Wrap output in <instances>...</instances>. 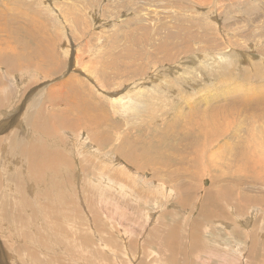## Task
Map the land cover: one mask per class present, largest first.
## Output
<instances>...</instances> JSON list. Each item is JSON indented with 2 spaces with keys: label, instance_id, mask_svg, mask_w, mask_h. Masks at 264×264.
Wrapping results in <instances>:
<instances>
[{
  "label": "rangeland",
  "instance_id": "374dc122",
  "mask_svg": "<svg viewBox=\"0 0 264 264\" xmlns=\"http://www.w3.org/2000/svg\"><path fill=\"white\" fill-rule=\"evenodd\" d=\"M7 1L0 0V14L8 15ZM41 1L42 9L35 11L43 31L39 33L43 36L40 41L36 35H27L35 30L32 16L24 24L28 33L22 31L15 36L16 49L7 48L0 36V264H130L131 260L135 264H171L187 248L191 249V256L181 258L186 264H264V182L259 183L264 179V169L260 170L264 165V0ZM32 3L19 0L15 4L29 9ZM11 24L4 26L0 35L13 34L17 28ZM215 45L227 51V58L235 65L229 63L227 72L211 76L226 62L220 61L210 73L209 67L197 61ZM34 46L39 53L44 49L41 55L36 54ZM75 51L81 59H76ZM9 52H15V57L5 54ZM238 52L240 56L246 52L259 58L261 64L251 57L243 67L254 71L256 66L261 67L260 73L249 80L239 77L235 60ZM169 68H182L179 72L188 85L175 82L173 77V89L167 86L169 80L164 84L160 73L168 74ZM157 73L158 82L153 85L149 77ZM72 76L79 81V92H71L77 86ZM106 78L114 84L107 86ZM217 85L219 89L214 88ZM222 85L228 90L236 87V94L250 99L243 109L260 111L259 122L254 124V118L244 122L234 116L231 134L212 141L213 149L219 148L213 169H209V156L205 155L196 160L197 167L195 153L183 151L182 138L178 134L176 138L174 131L189 116L198 119L204 108L223 103L227 90L223 91ZM129 86L144 91L136 108H125L115 99ZM257 91L261 98L255 103ZM83 95L92 103L91 108L104 114L100 120L107 125V141L94 125L88 132V128L58 122L61 114L70 117L67 123L74 122L81 109L76 101L83 100ZM187 96L190 101H186ZM206 96L211 98L209 103L203 100ZM146 123L154 124L149 132ZM167 127L174 128L173 135L162 137L159 148L158 139L151 138L153 133L161 135ZM245 130L262 143L248 141ZM80 132L86 139L82 151L81 145L77 149L73 145L76 139L80 141ZM93 133L98 136L92 137ZM143 134L139 141L132 142L136 135ZM204 138L195 132V142L203 143ZM226 139L231 141L227 151L230 148L232 156L224 160L221 157ZM241 144L251 145L255 156L249 161L250 170L258 172L245 173L249 166L237 169L234 157L243 148ZM14 147L26 149L27 157ZM125 150L131 152L124 153ZM32 151L57 154V158H62L58 159L60 170L57 165V173L48 170L45 177L35 179L29 158ZM81 156L89 161H82ZM256 157L258 160L253 161ZM151 159H164V163L157 166L153 161L152 168H147ZM228 163L233 168L227 167ZM122 165L130 169L123 172ZM164 167L178 175L173 178L158 172ZM183 168L192 170L198 178L183 173ZM223 173L229 178H243L240 180L244 192L251 198L259 197V201L244 203L241 199L240 209L232 203L216 217H206L201 214L207 212L208 200L204 196L219 200V180L224 181L223 187L227 184L226 178L220 177ZM178 176L192 184L183 181L179 186ZM22 182L27 186L23 187ZM157 182L172 188L170 197L156 191ZM183 190L189 193L185 195ZM21 192L29 196L30 206L20 208ZM55 220L57 226L53 227ZM197 224H201L196 232L204 246L201 251L188 247L186 240L177 245L168 242L171 230L183 237L187 233L194 236ZM55 236L58 261L49 252Z\"/></svg>",
  "mask_w": 264,
  "mask_h": 264
},
{
  "label": "bare ground",
  "instance_id": "6f19581e",
  "mask_svg": "<svg viewBox=\"0 0 264 264\" xmlns=\"http://www.w3.org/2000/svg\"><path fill=\"white\" fill-rule=\"evenodd\" d=\"M9 1V2H8ZM6 5H5V8L6 10L8 11V15L7 14H0V31H3V29L5 28L4 26L6 25H9L11 24L13 21H15V23L11 24L12 25V28L15 26L17 29H14L16 30L15 32H13V34L11 33L10 34H5V32L3 33V35H0L2 37H4L2 39L3 43H6L7 44V48H11V49H16L14 42H15V36L19 33H21L22 31H27V29L25 30V25L26 22H28L27 20L32 16L34 19H35V22H32L33 23V28L35 29L34 30V33H31V34H27V35H32L33 37H36L38 38V40L40 41L43 36L41 37L39 35V33H42V27L40 25H38V18L37 17V14H35V11L36 10H40L42 9L41 6H43V2L41 0H32V5H29L31 6L32 8L29 7V9H23V8H20L18 5H16L15 3L17 2H14V0H8ZM16 1V0H15ZM37 1V2H35ZM21 4V3H20ZM23 7V6H21ZM40 8V9H39ZM21 9V10H20ZM28 10V11H27ZM249 10V9H248ZM258 11V10H257ZM249 14V13H248ZM43 15V13H42ZM56 17V16H55ZM251 17V16H250ZM33 21V20H32ZM229 21V20H227ZM233 21V20H232ZM25 22V23H24ZM30 22V24H32ZM28 24V25H30ZM27 25V24H26ZM32 27V26H31ZM229 27V26H228ZM10 28V27H9ZM46 29V27H45ZM32 30V29H30ZM41 32H38L40 31ZM13 31V30H12ZM33 31V30H32ZM47 32V31H45ZM24 33V32H23ZM24 34V35H25ZM45 35V34H44ZM21 36V35H20ZM26 36V35H25ZM200 36V35H199ZM23 37V36H21ZM35 37V38H36ZM41 37V38H40ZM198 37V36H197ZM210 37V36H209ZM204 38V37H203ZM202 38V39H203ZM34 39V38H33ZM208 40V39H207ZM37 41V39L35 40ZM78 41H81V40H78ZM49 42V41H48ZM202 42V41H201ZM214 42V41H213ZM38 44V42H35ZM46 43V42H45ZM156 43V42H155ZM160 43V42H159ZM203 43V42H202ZM204 43H206V40L204 41ZM41 44V43H40ZM157 44V43H156ZM5 45V44H4ZM42 46L44 45V43L41 44ZM46 45V44H45ZM101 45V43L99 44ZM98 45V46H99ZM208 45V44H206ZM33 46V45H32ZM47 46V45H46ZM53 46V45H51ZM51 46H47V47H50ZM45 47V46H44ZM190 47H192L190 45ZM242 47V45H241ZM253 47V46H252ZM260 46H258L257 48H259ZM34 48H36V46H34ZM34 48L32 47V49L34 50ZM41 48V47H40ZM49 48V49H50ZM103 48V45L102 47ZM100 48V49H101ZM160 48V47H159ZM205 49V47H203ZM43 49V48H42ZM163 49V47H162ZM189 49V48H187ZM224 49V48H223ZM263 49V48H262ZM8 51H11L10 49H7ZM37 50V48L35 49ZM35 50H34V53H35ZM44 50V49H43ZM42 50V52H43ZM96 50V49H95ZM156 50V49H155ZM104 51V49H103ZM164 51V49H163ZM184 51V50H182ZM189 51V50H188ZM258 51V50H257ZM39 53V51L37 50L36 51V54L39 53V55H41V53ZM95 52V51H94ZM93 52V53H94ZM97 52H100V50H97ZM153 52V51H152ZM180 52V51H179ZM193 52V51H192ZM205 52V51H204ZM240 52H243L240 50ZM263 52V51H262ZM183 53V52H182ZM194 53V52H193ZM250 53H253V51ZM260 53V52H258ZM264 53V52H263ZM261 53V54H263ZM5 54H9L11 57H15V52L14 53H5ZM75 54H76V59L77 58H80L81 59V54L79 52H76L75 51ZM95 54V53H94ZM97 54V53H96ZM99 54V53H98ZM152 54V53H151ZM184 54V53H183ZM227 54V51H223L221 48L219 49V47H217L216 45L215 46H212L211 48L208 49L207 52H205V54L203 55H200L199 56V60L197 61V63H201L203 64L204 66L206 67H209V72L211 73V70L212 69H216V65L218 64L219 65V62L220 61H223V62H226L225 64L221 65L220 67H218L217 71L215 74H210L211 76H214V75H222L223 73L227 72L229 70L227 64H233L235 65L230 58H227L226 56ZM43 55V54H42ZM127 55V54H126ZM130 55V54H129ZM180 55V53L178 54ZM188 55V54H187ZM96 56V55H95ZM132 56V55H131ZM130 56V57H131ZM154 56V55H152ZM164 56V55H163ZM127 57V56H126ZM189 57V55L187 56ZM253 58V60H255V63H260L261 64V61L260 59L258 58H254L251 54H248L245 52L242 53V56L239 55V52H238V55L235 56V60L237 61L238 65H236L238 67V76L239 77H242L244 79H248L251 77V76H255L256 74L260 73V70H261V67H258L256 66V69L255 71L252 70V69H245L243 67V64L245 63H249L250 62V58ZM262 57V56H261ZM129 58V56H128ZM152 58V57H151ZM184 58V57H183ZM181 58V59H183ZM155 59V58H153ZM188 58H186L187 60ZM264 59V56L263 58ZM118 60V59H116ZM131 60H133L131 58ZM1 62V61H0ZM49 62V61H47ZM96 62V61H95ZM151 62V61H150ZM154 62V61H153ZM186 62V61H185ZM130 63V62H129ZM103 64V63H102ZM121 64V63H120ZM153 64V63H152ZM113 65V64H112ZM115 65H117V62H115ZM155 65V64H153ZM196 65V64H195ZM202 65V66H203ZM46 66V65H45ZM50 66V65H48ZM167 66V65H166ZM200 66V65H199ZM51 67H54L52 66L51 64ZM127 67H130V65H128ZM159 67V66H157ZM116 68V67H114ZM160 68V67H159ZM45 69V68H44ZM121 69V68H120ZM154 69V68H153ZM170 69V68H169ZM182 68H180L179 70H181ZM193 69V68H192ZM190 69V70H192ZM205 69V68H204ZM24 70H26V68H24ZM53 70V69H52ZM107 70V69H105ZM179 70H169L168 71V74H164V73H160V76H161V79H162V82L164 84H166L165 82H167L169 80V83H168V87H170V89H173L171 86L173 85V83L175 82H178V83H181L185 86H187V82L183 79V77L181 76V72H179ZM189 70V71H190ZM194 70V69H193ZM196 70V69H195ZM49 71V69L47 70ZM120 71V70H119ZM135 71V70H134ZM155 71V70H154ZM201 71H202V68H201ZM205 71V70H204ZM207 71V70H206ZM27 72V71H26ZM51 72V71H50ZM102 72V71H101ZM100 72V73H101ZM107 72V71H106ZM194 72V71H193ZM197 72V70H196ZM199 72V70H198ZM208 72V73H209ZM120 74V73H119ZM118 74V76H119ZM131 74V73H129ZM135 74V73H133ZM195 74V73H193ZM108 75V74H107ZM201 75V74H200ZM159 76V74L157 73L156 75L154 76H150L149 79H151V82L153 85H156V83L158 82V79L157 77ZM71 77V76H70ZM106 77V76H105ZM143 77V76H142ZM174 78V81L175 79H177L175 82H173L172 78ZM201 77V76H200ZM206 77V76H205ZM222 77V76H221ZM72 78L75 80L74 76H72ZM123 78V77H122ZM121 77H119V79H122ZM145 78V77H144ZM203 78V77H202ZM213 79V78H212ZM225 79H228V78H225ZM69 80V79H68ZM73 80V81H74ZM111 79L110 78H106L104 79L105 81V84L107 86H112L114 83H112L110 81ZM157 80V81H156ZM202 80V79H201ZM224 80V79H223ZM77 81V86L75 87L76 89H73L71 90L72 91H77L79 92V81L78 79L76 78L75 80V83ZM143 81V80H142ZM146 81V79H145ZM194 81V80H193ZM199 81V80H198ZM210 81V80H209ZM246 82V81H245ZM217 83V82H216ZM248 83V82H247ZM194 84V83H193ZM218 84V83H217ZM246 84V83H245ZM254 84V83H253ZM211 85V84H210ZM71 86V85H70ZM75 86V85H74ZM118 87H121L122 88V84L121 83H118L117 85ZM255 86V85H254ZM259 86V85H258ZM217 87L219 89V86H214V88ZM244 87H247L244 85ZM71 88V87H70ZM67 89V90H70ZM175 88V87H174ZM177 91L179 92H182L183 95L186 94V91H183L182 89L180 88H175ZM195 89V88H194ZM243 89V88H241ZM254 89V87H253ZM253 89H250L249 90H253ZM199 90V89H197ZM214 90V89H213ZM222 90L225 91V94H227V99L223 102V103H220V104H215V105H212L210 106L209 108H204L202 111H201V114H200V117L198 119H191L193 118L192 116H189L188 119L186 120V122L182 125H180V128H177L175 131H174V135L175 137L177 138V134L179 135V138H182V141H181V145H182V148H183V151L185 153H188L190 151H193L195 153V156L193 158V160L195 161V166H199L197 165V159L198 158H201V155H205V156H209V160L208 163H209V169H213V166L216 164V156L219 158V148L217 150H214L213 149V145H212V141H214V139L216 137H223V139H225L226 137H228L230 134H231V127H232V122H231V119L234 118V116H237L239 118V120H242L244 122H249L250 120H248V118H254L252 120V122L254 124H258V115L257 113L260 112L258 110H253V111H246L243 109V106L248 104L250 102V99L244 97L243 95H240V94H236V87L232 88L230 87V90H228L224 85H222ZM233 90V91H232ZM62 91V90H61ZM172 92V90H170ZM196 91V89H195ZM211 91V90H210ZM218 91V90H217ZM221 91V90H220ZM219 91V92H220ZM263 91V90H262ZM216 92V91H215ZM213 93V92H212ZM211 93V94H212ZM217 93V92H216ZM224 93V92H223ZM141 94H144V91H142L140 88L138 87H134L132 89H130V86L127 88V90L123 93H119L117 95V97H115V99L118 101L119 104H121L122 106H124L125 108L127 107H134L135 108L137 107V99L138 97L141 95ZM224 94V95H225ZM242 94V93H241ZM178 95V94H177ZM256 98H255V103L258 102L261 98V95L260 93H258L257 91V94H256ZM212 96V95H211ZM214 96V95H213ZM217 97V96H216ZM190 101V99L188 98L187 96V99L186 101ZM203 100H206L205 103H209L211 98L210 96H206L203 98ZM77 105L80 106L81 109L77 110V118H75L74 122H70V123H67V119L68 121L70 120L69 118L70 117H66L64 116L63 114H58L60 115V119H59V123L60 124H63V125H71L72 127H75V128H88V132H90L92 130L91 128V125H94L95 127H97L100 132L104 133L106 135V138H105V141H107V134L105 133V129L107 128V125L104 124L103 122H101V118H102V115H104L103 113L99 112V109L95 110L93 108H91L93 105L92 103L89 101L88 97L86 99V97L83 95V100H77L76 101ZM81 103V104H79ZM203 103V102H202ZM150 118H153L152 116H150ZM188 122H189V125H188ZM145 125V129L146 131H150L151 127L154 125V124H151V123H146L144 124ZM120 128V126H118ZM150 128V129H149ZM83 130V129H82ZM81 130V131H82ZM155 130V129H154ZM173 130L174 128L172 127H167V130L166 131H162L160 134L161 135H156L155 133H153V137L151 138L152 140H154V138H157L158 139V146L159 147V144H160V147L162 145V137H164L165 135H173ZM247 133H248V141H250L251 143H253L254 141H257V142H260L262 143V140H260L259 138H256L254 137L252 134H250V132H248L247 130H245ZM65 132V130L63 131ZM117 132V131H116ZM195 132H199L200 134H202V137H205L203 139V143H198V142H195L194 141V138H195ZM129 134H131V131H129ZM236 134L235 133L233 135V137H236ZM77 135L80 137V141L79 139H76L74 142H73V145L75 146V148L77 149V147H79V145H81L79 147V151H82L85 146H86V139L85 137L83 136L82 132L80 133H77ZM92 137H95V136H98L96 133H93L91 134ZM144 137V134L143 136L141 135H136L135 138H133V143H136L137 141H139L141 138ZM78 138V137H77ZM85 141V142H84ZM156 141V140H155ZM228 143L230 144L231 141L230 139H226L225 142L223 143V145H225L226 149L223 148L222 150L223 151V157H221L222 159L226 160L225 157L227 158H230L232 156V152L230 151V148L229 150L227 151V147H228ZM155 144V143H154ZM156 146L154 147V151H157L158 149L156 148ZM241 146L243 147L242 149L240 150H237L236 154H235V162H236V166H237V169H241L242 167H245L247 168L249 166V169L245 172V173H255V172H258V171H251L250 170V162L251 161L250 159H253L255 154L252 153V147L251 145L249 144H241ZM159 147V148H160ZM230 147V146H229ZM14 149L16 150L17 153L21 154L23 153L25 155V157H27V150H19L17 149V147H14ZM153 148H150V150H152ZM163 149V148H162ZM185 149V150H184ZM259 149V148H258ZM118 150H120V148H118ZM153 151V150H152ZM163 151V150H162ZM125 152H131L129 150H125ZM161 152V151H159ZM82 157V156H81ZM29 158L33 161V167H32V172L33 170L35 172H33L32 174H35V179H37L38 181L40 179H42L43 177H45V173H47V171H52L54 173H57V165H58V159H61L62 158H57V154H53V153H48V154H45L44 152H41V151H32L30 152L29 154ZM220 158V159H221ZM258 157H256L253 161L255 160H258L257 159ZM82 161H89L87 158L85 157H82L81 158ZM127 160L131 161V162H135V156H134V159L133 158H126ZM167 159V158H166ZM29 160V159H28ZM164 160V159H163ZM163 160H160L159 162H157L156 160H153L151 159L149 164L147 165V168H152L151 167V164L152 162H157V166L164 163ZM183 160V158H182ZM27 161V160H26ZM31 161V162H32ZM167 163V162H165ZM264 163V162H262ZM32 164V163H31ZM138 163H135L134 165H137ZM240 164V165H239ZM29 166V165H28ZM27 166V167H28ZM156 166V167H157ZM220 166V170L222 169L221 165L219 164ZM232 164L228 163L227 167L231 168ZM141 167H143V165L141 164ZM154 167V168H156ZM58 168L60 170V165H58ZM233 168V167H232ZM127 169H130L129 166L127 165H122L120 167V170H122L123 172H126ZM264 169V165L263 167L260 169V170H263ZM28 171V169H26ZM236 170V169H235ZM259 170V171H260ZM134 172L135 173H139L137 170L134 169ZM158 172H161V173H168V175H170L171 177H175L178 175V173H176L175 171L169 169V168H166L164 167V169H161L160 171ZM161 173H153L154 175L156 176H160ZM183 173H190L192 174L194 177L198 178L196 176V173H192V170L190 171L188 168H183ZM143 174V173H142ZM118 175V174H117ZM124 175V173L122 174V176ZM152 175V174H151ZM30 179L31 176L29 175ZM119 176H117L118 178ZM124 177V176H123ZM141 177V176H140ZM213 177H217L216 175H214ZM220 177H224L226 178L227 180V184L225 187H223L224 185V181H220L219 180V183L221 185V188H222V191L221 193H219V200H214L212 199V197L210 196H204V198H206L208 200V203H207V212L204 213V212H201L202 215L206 216V217H216L217 215H219L220 211L227 207V206H230V204H235L239 209H240V204H242V200L243 202L245 203V201H259V197H254V198H251V196L247 193L244 192L245 188L243 187V184L240 179H243V178H236L235 176L229 178L226 176L225 173L223 174H220ZM241 177V176H239ZM251 177V176H249ZM150 178V177H149ZM126 179V178H125ZM33 180V179H32ZM148 180V179H147ZM152 180V179H151ZM150 180V181H151ZM245 180V179H244ZM30 181V180H29ZM143 181V180H142ZM150 181H148L146 184H149ZM183 181H189V180H184L181 176H178L176 178V182L179 186L182 185ZM190 184H192V181H189ZM264 182V179L260 180L259 183H262ZM24 183V182H22ZM26 183V182H25ZM23 185V187H26L27 185ZM264 185V184H263ZM154 187L156 188V191L157 190H160V192L163 194V195H168V197H170V195L172 194V188L169 186H167L166 184L162 183V182H157L156 184H154ZM169 189V190H168ZM18 190V189H17ZM246 191V190H245ZM184 194L187 195L189 192H186L185 190H183ZM47 194L49 197L52 198V194L51 192L48 190L47 191ZM207 194H211V192H207ZM203 198V200H204ZM237 198L239 199V202L237 201ZM19 199L20 201L22 202V207L20 208H23L24 205H28L30 206L31 204V201L29 199V196H24V194L21 192V194L19 195ZM242 199V200H241ZM203 202V201H202ZM247 202V203H248ZM32 206V205H31ZM19 210V209H18ZM34 211H38L40 213H42L40 210L38 209H35ZM34 211H32V214L34 213ZM20 212V211H19ZM36 214V213H35ZM172 214V213H170ZM31 215V212L28 214V216ZM149 215V214H148ZM154 218V217H153ZM28 221H30V219H27ZM155 220V219H154ZM40 222L43 224L42 220H40ZM25 224V223H24ZM55 225H52L53 227L54 226H57V223H56V220H55ZM52 227V228H53ZM201 227V224H197L195 226V235L192 236L190 233H187L185 235V237H183V234L181 233H176L175 229L171 230L170 232V238L168 240L169 243H174V245H177L179 243H181L182 241L186 240V245L188 247H192L194 248L197 252L201 251L203 249V243L198 239L197 237V230ZM57 229V227H56ZM55 229V231H56ZM6 230V229H5ZM4 230V231H5ZM147 232V231H146ZM176 233V234H175ZM60 242V241H59ZM45 244V243H44ZM49 245V244H48ZM57 246V236L54 237V243L53 245L51 246V250L49 252L54 253V260L55 261H58V258H57V249L56 247ZM1 247V246H0ZM41 249V248H40ZM43 249H46L43 247ZM38 250V249H37ZM47 250H49L47 248ZM46 250V251H47ZM41 250H39L40 252ZM48 252V251H47ZM180 254L182 256H177V258H175V260H173L171 262V264H186V261L183 263L181 260L182 257H185V258H188L191 256V249L190 248H187L186 249V252L183 253V252H180ZM61 256V255H60ZM62 258V257H61ZM184 258V260H185ZM32 260V259H31ZM34 262V261H33ZM33 262H30V264H33ZM41 262L43 263V260H41ZM58 263V262H57ZM130 264H135L133 260H131L129 262ZM35 264V263H34ZM44 264V263H43Z\"/></svg>",
  "mask_w": 264,
  "mask_h": 264
}]
</instances>
